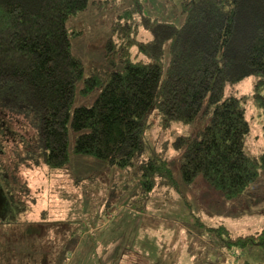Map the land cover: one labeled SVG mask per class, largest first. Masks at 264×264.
Returning <instances> with one entry per match:
<instances>
[{"label":"trees","instance_id":"16d2710c","mask_svg":"<svg viewBox=\"0 0 264 264\" xmlns=\"http://www.w3.org/2000/svg\"><path fill=\"white\" fill-rule=\"evenodd\" d=\"M91 1L101 10L117 2L0 0V91L18 89L0 99V130L15 116L35 124L52 169L66 168L71 152L108 168L136 167L140 199L147 200L179 188L169 159L145 157L144 130L157 110L165 129L197 123L173 143L184 182L202 175L225 198L239 197L264 172V0H182L180 26L145 15L135 0L116 14L105 63L87 70L72 50L83 30L68 21ZM141 28L150 40H141ZM249 78V90L236 88ZM80 98L86 102L77 105ZM4 195L0 190L6 209ZM232 238L264 248V228Z\"/></svg>","mask_w":264,"mask_h":264},{"label":"rangeland","instance_id":"374dc122","mask_svg":"<svg viewBox=\"0 0 264 264\" xmlns=\"http://www.w3.org/2000/svg\"><path fill=\"white\" fill-rule=\"evenodd\" d=\"M134 1L117 0L104 10L91 1L69 19L71 30H83L72 37V50L87 70L105 63V43L116 14ZM141 2L145 15L182 25V0ZM139 36L151 39L144 28ZM251 80L236 88L249 90ZM17 92L16 85L4 88L0 99ZM88 100L93 102L94 97ZM84 102L86 98L76 103ZM148 118L145 157L169 159L179 188L169 194L155 191L147 200L140 199L136 167L108 168L105 160L71 152L66 168L52 169L35 124L15 116L3 125L0 190L11 203L3 209L0 201L4 264H264L262 246L236 245L232 238L264 228V172L232 199L202 175L188 185L173 143L179 135L195 131L197 123L174 121L165 129L157 110ZM251 125L259 138L258 117Z\"/></svg>","mask_w":264,"mask_h":264}]
</instances>
